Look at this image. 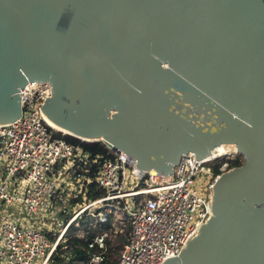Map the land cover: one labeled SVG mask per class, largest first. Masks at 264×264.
<instances>
[{
    "label": "water",
    "instance_id": "1",
    "mask_svg": "<svg viewBox=\"0 0 264 264\" xmlns=\"http://www.w3.org/2000/svg\"><path fill=\"white\" fill-rule=\"evenodd\" d=\"M34 81L55 122L143 170L234 144L244 162L163 264H264V0H0V124Z\"/></svg>",
    "mask_w": 264,
    "mask_h": 264
},
{
    "label": "built area",
    "instance_id": "2",
    "mask_svg": "<svg viewBox=\"0 0 264 264\" xmlns=\"http://www.w3.org/2000/svg\"><path fill=\"white\" fill-rule=\"evenodd\" d=\"M18 93L19 117L0 124V264H163L211 216L214 181L237 167L228 159L242 162L188 152L169 175L141 171L122 150L106 146L108 154H97L55 136L42 109L52 95L49 82L27 83ZM91 184L101 197H87ZM126 224L129 233L109 263L108 241ZM69 237L84 240V257L69 253Z\"/></svg>",
    "mask_w": 264,
    "mask_h": 264
},
{
    "label": "trees",
    "instance_id": "3",
    "mask_svg": "<svg viewBox=\"0 0 264 264\" xmlns=\"http://www.w3.org/2000/svg\"><path fill=\"white\" fill-rule=\"evenodd\" d=\"M55 136L62 137L66 141H69L73 144L80 143L85 150H89L93 153L97 154H108V148L106 145L100 140L94 141H81L79 138L68 134H61V132H55ZM111 155V154H110ZM229 163L232 166H241L242 162L239 160L238 157L234 159H228ZM214 169L217 170V165L214 166ZM103 195V191L97 188L94 184H91L89 190L87 191V197L96 199ZM129 233V227L125 228L122 233H118L116 237L112 241H108V249L106 255L108 256V262L111 263L115 261L116 256L119 254L122 245ZM68 243L73 246V249L69 252L71 255H75V257H84V251L81 249L80 246L85 245L83 239H79L76 237H69Z\"/></svg>",
    "mask_w": 264,
    "mask_h": 264
},
{
    "label": "bare ground",
    "instance_id": "4",
    "mask_svg": "<svg viewBox=\"0 0 264 264\" xmlns=\"http://www.w3.org/2000/svg\"><path fill=\"white\" fill-rule=\"evenodd\" d=\"M44 119L45 121L54 129L59 130L63 133H67V134H72L74 136H77L79 139L82 140H91L93 138L87 137V136H83L80 134H77L63 126H61L60 124H58L57 122H55L50 115L44 113ZM229 149H237L236 146L234 144L231 143H226V144H221L219 146H217L214 150H212V152L208 155V156H212V155H221L223 153H226ZM139 168V167H138ZM140 169V168H139ZM141 171H148L151 174H158V170L155 168H151L149 170H143L140 169Z\"/></svg>",
    "mask_w": 264,
    "mask_h": 264
},
{
    "label": "rangeland",
    "instance_id": "5",
    "mask_svg": "<svg viewBox=\"0 0 264 264\" xmlns=\"http://www.w3.org/2000/svg\"><path fill=\"white\" fill-rule=\"evenodd\" d=\"M59 131V130H58ZM59 132H61V131H59ZM61 134H66V133H63V132H61ZM218 156H227V157H230V158H233L234 156H239L240 157V159L242 160V163L244 162V157H243V154L242 153H240L237 149H229L226 153H223V154H221V155H218ZM127 173H128V170H127ZM142 180L143 179H145L146 181V183L149 181V175L148 174H146V175H144L142 178H141ZM142 180H140L139 182H138V184L137 183H134V185H136L137 184V186H142ZM206 180H207V178L205 177V176H202L201 177V181H202V183L203 182H206ZM128 181V180H127ZM128 184V183H127ZM201 185V184H200ZM130 188H134V186L132 185V183L130 184ZM213 193V192H212ZM14 209V208H13ZM15 211H17L16 212V215L18 216V213H19V216H18V219H20V218H22L23 219V221H24V223H35V220H31V219H26L24 216H23V214H21L20 213V211L19 210H15ZM19 211V212H18ZM37 220V219H36ZM125 228H128V226H127V224L124 226V229ZM53 229H54V226H53ZM40 260L41 259H37L36 261H35V264H38L39 262H40Z\"/></svg>",
    "mask_w": 264,
    "mask_h": 264
}]
</instances>
